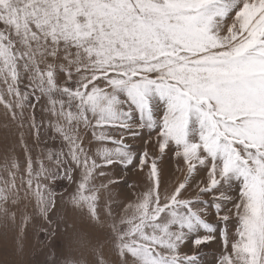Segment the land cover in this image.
<instances>
[{
  "label": "rangeland",
  "instance_id": "rangeland-1",
  "mask_svg": "<svg viewBox=\"0 0 264 264\" xmlns=\"http://www.w3.org/2000/svg\"><path fill=\"white\" fill-rule=\"evenodd\" d=\"M0 264H264V0H0Z\"/></svg>",
  "mask_w": 264,
  "mask_h": 264
},
{
  "label": "bare ground",
  "instance_id": "bare-ground-1",
  "mask_svg": "<svg viewBox=\"0 0 264 264\" xmlns=\"http://www.w3.org/2000/svg\"><path fill=\"white\" fill-rule=\"evenodd\" d=\"M75 216H76V215H75ZM78 218H79V216H77V220H78ZM82 226H85V224H84V225H82ZM83 228H84V227H83ZM105 249H106V248H105ZM109 250H110V249H109ZM109 250H108V251H109ZM111 257H112V256H111Z\"/></svg>",
  "mask_w": 264,
  "mask_h": 264
}]
</instances>
